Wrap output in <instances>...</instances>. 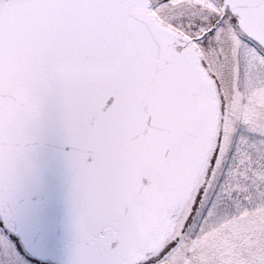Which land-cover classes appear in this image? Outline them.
<instances>
[{"label": "snow or ice", "instance_id": "1", "mask_svg": "<svg viewBox=\"0 0 264 264\" xmlns=\"http://www.w3.org/2000/svg\"><path fill=\"white\" fill-rule=\"evenodd\" d=\"M0 264H264V0H0Z\"/></svg>", "mask_w": 264, "mask_h": 264}]
</instances>
